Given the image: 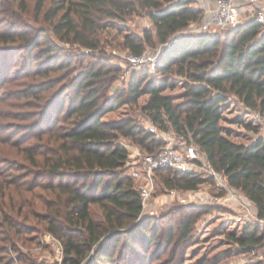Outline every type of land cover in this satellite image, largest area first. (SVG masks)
Listing matches in <instances>:
<instances>
[{
  "label": "trees",
  "instance_id": "16d2710c",
  "mask_svg": "<svg viewBox=\"0 0 264 264\" xmlns=\"http://www.w3.org/2000/svg\"><path fill=\"white\" fill-rule=\"evenodd\" d=\"M45 2L39 0L35 22ZM196 3L55 0L44 14L47 26L36 27L27 22L26 0L4 2L5 13L11 16L7 28L11 29L0 32V60L6 54H26L15 81L64 72L57 82L37 81L31 86L29 95L39 100L38 113L25 120L34 124L23 138H11L28 172L21 183L16 179L5 182L11 186L7 188L9 205L0 203V216L9 229L6 242L12 243L26 228L13 222L15 216H23L24 221L31 218L43 224L44 230L64 244L67 264H82L91 254L90 264H155L167 253L165 264H186L187 250L194 245L197 217L171 219L163 234L154 220L141 218L140 189L127 172L130 152L122 142L129 139L144 153L153 154L170 133L194 144L213 169L223 173L229 185L240 190L255 205L258 215L264 216V132L260 134L259 126L248 125L259 136L246 145L232 141L221 126L223 109L230 101L250 113H259L264 120V26L253 18L218 36H181L204 18V10ZM141 16L151 20L152 28L144 29L142 35L127 34L124 47L142 55L148 46L162 44L155 74L134 72L127 86L111 95L119 68L93 54L83 55L74 46L96 52L102 30ZM60 43L71 45L72 51L66 52ZM88 57L92 61L85 65ZM176 79L184 80L180 103L175 96L165 94L176 88ZM63 82L66 84L56 92L41 96ZM144 95L149 98L141 112L158 133L133 118L104 120L123 106L138 105ZM45 124H49L47 129ZM25 143L30 144L18 148ZM163 173L165 186L179 191H196L213 180L172 170L158 171L157 180ZM37 204L42 213L32 212ZM93 206L102 210V219L94 218ZM8 214L12 216L8 218ZM228 237L238 246L237 253L250 254L264 247L261 226L248 225L241 236ZM155 249L160 251L152 254ZM220 263L202 260L196 264Z\"/></svg>",
  "mask_w": 264,
  "mask_h": 264
},
{
  "label": "rangeland",
  "instance_id": "374dc122",
  "mask_svg": "<svg viewBox=\"0 0 264 264\" xmlns=\"http://www.w3.org/2000/svg\"><path fill=\"white\" fill-rule=\"evenodd\" d=\"M5 1L7 0H0V25L4 23V25L2 24L0 32L9 33L11 28H7L6 23L10 22L11 16L5 13L4 7L7 6V4H4ZM196 1V6L206 8L211 4L212 0ZM38 2L39 0H26L27 22L36 27L47 26L43 23L44 14L53 6L55 0H46L45 8L37 22H35L34 20L39 15L37 14ZM203 19L181 32V36L199 34L198 27ZM250 19H253V14L245 9L241 21L244 23ZM150 28H152V22L147 16L133 17L128 19L126 23L115 22L105 30H102L100 32L101 46L96 52H91L79 46H74V48L79 49L83 55L89 56V54H93L97 58L103 59L105 63L119 68L117 80L114 82L111 91H109V94L112 95L117 90H123L127 86L130 76L134 72L147 70L150 74H155L156 69L152 65L148 64L143 67L131 65L128 57L132 53L124 47V39L127 34L137 33L142 35L144 29ZM60 45L66 49V52L72 51L71 45L64 43H60ZM163 48V45L158 43L154 46H148L144 53L149 58H154L158 53L162 54ZM0 61V203L7 207L9 205L8 199L10 195L7 188L11 186L5 182H11V179H16L21 183L23 181L20 180L28 172L24 169L27 163L23 160L22 154L17 155L16 148L14 149L11 145L13 140L11 138L15 136L14 140H19V137L23 138L28 134L27 128L34 124L33 120H25L27 116L36 114V106L39 104V100L29 95L32 93L30 88L37 84V81H46L49 84L57 82L63 76L64 72L53 73L48 77L38 79H33L34 77L32 76L15 81L19 78L21 68L26 62V54L23 52L18 53V55L12 53L6 54L2 56ZM91 61L92 59L90 57L86 58L84 61L85 65ZM77 62L75 60L74 64H78ZM175 83L176 88L167 90L165 94L175 96L176 102L180 103L182 102V96L185 91L184 80L176 79ZM64 84L66 83L63 82L62 84L55 85L51 91L43 93L41 96H49L48 94L56 92ZM17 93H19V95H16L18 99H15L16 96L14 94ZM148 98V95H144L140 98L138 105L123 106L114 112L108 113L104 117V120L121 122L128 118H133L149 128L152 125L141 112ZM48 125L45 124L43 127L47 129ZM248 125L254 127L259 126L258 128L261 127L260 134L264 132V120L259 119L257 113H250L242 105L230 101L223 109L221 126L224 134L228 135L236 143L249 145L256 140L259 134L248 129ZM35 134H38V131ZM163 140V145L160 148L169 145L177 146L180 143V139H177L172 133L165 134ZM34 141L32 140L31 143H34ZM122 142L130 146L129 152L131 154L136 150L143 152L139 146L129 139H123ZM29 144H19L18 148L22 150ZM127 172L129 173V171ZM164 174L166 175V173H163L158 176L156 192L152 195L148 206L146 208L143 207L141 218L149 221L154 220L162 227L160 234H163L169 220L174 219L177 221L181 216L186 215L197 217L194 245L187 250L186 264H196L202 260L207 262L221 260L220 264H252L264 261V247L250 254L237 253L238 246L228 236L232 234L241 236L243 228L251 224L239 220L243 210L235 203L233 196H229L226 190L217 189L213 178L212 181L200 185L193 193L194 195H191L192 191L179 190L176 195H173L171 193L173 189L165 186L162 180ZM200 174L206 179L210 177L204 170ZM217 174L222 182H227V178L223 173L217 172ZM2 188H5L4 192H2ZM233 189L238 196L242 195L240 190ZM203 194L208 196L209 199L202 201L201 196ZM92 208L94 210V218L96 220L102 219V210L98 206H93ZM32 212L42 213V207L37 204L36 209ZM9 216L12 215L8 214V218H10ZM15 218L12 221L14 223H21L24 228L26 227V230L24 229L20 237L16 238L12 243H8L4 238L8 235L9 229L0 216V264H67L64 244L44 230L43 224H38L36 220L31 218L28 221H24L23 216L20 218L15 216ZM152 250V254L160 251L158 249ZM92 257V254L89 255L82 264H90L93 259ZM168 257L169 253L163 255L162 260L155 264H165L164 261ZM123 264L126 263L124 262Z\"/></svg>",
  "mask_w": 264,
  "mask_h": 264
},
{
  "label": "built area",
  "instance_id": "2783aa9c",
  "mask_svg": "<svg viewBox=\"0 0 264 264\" xmlns=\"http://www.w3.org/2000/svg\"><path fill=\"white\" fill-rule=\"evenodd\" d=\"M204 10V19L198 27L199 33H207L213 36L222 34L225 30L235 28L242 24L241 17L245 9L253 14L255 21L264 26V0H212L211 4ZM157 54L154 58H149L146 53L142 55L131 54L128 60L135 67H143L152 65L154 68L159 62ZM257 117L262 120L259 113ZM149 130L152 133H158L154 126H150ZM177 146L169 145L164 148H159L153 154H146L141 151L130 153L129 175L138 183L142 205L144 208L152 195L157 189L156 174L160 170L176 171L181 173H202L204 170L214 179L218 190H226L229 196H233L235 203L243 210L239 220L251 225L264 227V216L260 217L256 212L255 205L244 195L238 196L229 183L222 182L207 160L199 153L194 144L188 143L183 138ZM130 148V146L126 145ZM131 158L133 159L131 161ZM177 189H173L171 193L176 195ZM192 191L191 195H194ZM209 199L208 196H201V200ZM232 200V199H231Z\"/></svg>",
  "mask_w": 264,
  "mask_h": 264
},
{
  "label": "crops",
  "instance_id": "0c3cea01",
  "mask_svg": "<svg viewBox=\"0 0 264 264\" xmlns=\"http://www.w3.org/2000/svg\"><path fill=\"white\" fill-rule=\"evenodd\" d=\"M203 8V7H202Z\"/></svg>",
  "mask_w": 264,
  "mask_h": 264
}]
</instances>
